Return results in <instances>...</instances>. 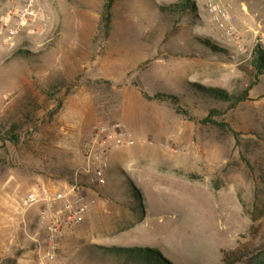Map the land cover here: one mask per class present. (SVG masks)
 <instances>
[{"label": "rangeland", "instance_id": "374dc122", "mask_svg": "<svg viewBox=\"0 0 264 264\" xmlns=\"http://www.w3.org/2000/svg\"><path fill=\"white\" fill-rule=\"evenodd\" d=\"M176 1L114 0L107 13V0H0V264L46 261L48 202L20 200L75 184L91 203L51 264H136L105 250L133 245L173 264H225L222 251L263 244L264 75L255 79L250 59L264 47V0L161 10ZM210 3L235 18L232 38ZM195 84L250 89L230 107ZM114 122L135 143L105 141L106 183L89 185L86 144Z\"/></svg>", "mask_w": 264, "mask_h": 264}, {"label": "built area", "instance_id": "2783aa9c", "mask_svg": "<svg viewBox=\"0 0 264 264\" xmlns=\"http://www.w3.org/2000/svg\"><path fill=\"white\" fill-rule=\"evenodd\" d=\"M208 10L213 14L214 20L220 26L228 38H232L235 34L234 17H229L225 8L220 3L209 4ZM8 26V23L5 24ZM8 33L14 35L15 30ZM116 139V145L130 146L135 143L133 131L123 127L120 123H100L97 124L91 134V138L85 147V154L92 164H95L88 170V183L92 186H101L106 183V170L108 163L105 159L103 151L104 142ZM102 147V148H101ZM83 187L73 185L68 191L59 190L52 193L49 197H45L38 189H32L27 192L20 200V205L27 208L41 199H46L48 206L39 214V221L44 227L47 237L48 247L43 252L46 261L41 260L39 264H51L58 240L63 235V229L80 223L88 208L90 201L85 200L82 195ZM72 196V197H70ZM61 202V204H58Z\"/></svg>", "mask_w": 264, "mask_h": 264}, {"label": "trees", "instance_id": "16d2710c", "mask_svg": "<svg viewBox=\"0 0 264 264\" xmlns=\"http://www.w3.org/2000/svg\"><path fill=\"white\" fill-rule=\"evenodd\" d=\"M113 1L114 0H107L105 3V9L107 13H110V8ZM190 6L191 0H178L168 5L161 6V10L170 14L182 13L189 9ZM203 43L216 52L223 51L222 48L213 44L210 42V40H203ZM250 64L254 70L255 79H258L259 76L264 75V47L261 43H256L253 47ZM195 85L204 93L203 95L205 97L223 101L228 103L230 107H236L241 102L248 99V91L250 89L247 88L235 95L219 87L202 86L199 84ZM154 97L158 99H170L174 102L177 109H179L176 104L177 98L173 94L159 93ZM204 121L211 122L218 126L222 125L215 120H210V118H205L203 122ZM133 190H135V192L138 191L136 186H133ZM105 250L109 252L111 251V253L119 256L123 255L122 257L131 259L132 261H135L136 264H173L170 260L165 258L161 252L149 247L111 246L105 248ZM222 259L225 264H264V242L260 246L239 244L235 248H232L228 251H222Z\"/></svg>", "mask_w": 264, "mask_h": 264}, {"label": "crops", "instance_id": "0c3cea01", "mask_svg": "<svg viewBox=\"0 0 264 264\" xmlns=\"http://www.w3.org/2000/svg\"><path fill=\"white\" fill-rule=\"evenodd\" d=\"M251 28H252L253 30H256V28H257V30H258V29L260 30V29L264 28V24L258 22V27H256V28H255V27H251ZM142 205H143V204H142ZM149 205H150V204L148 203L147 206H149ZM143 207H144V205H143ZM144 213H145V212H144ZM133 246H134V245H133Z\"/></svg>", "mask_w": 264, "mask_h": 264}]
</instances>
